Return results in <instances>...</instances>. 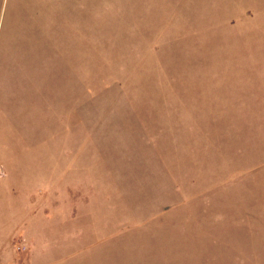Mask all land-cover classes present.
<instances>
[{
  "label": "rangeland",
  "instance_id": "obj_1",
  "mask_svg": "<svg viewBox=\"0 0 264 264\" xmlns=\"http://www.w3.org/2000/svg\"><path fill=\"white\" fill-rule=\"evenodd\" d=\"M0 264H264V0H0Z\"/></svg>",
  "mask_w": 264,
  "mask_h": 264
}]
</instances>
